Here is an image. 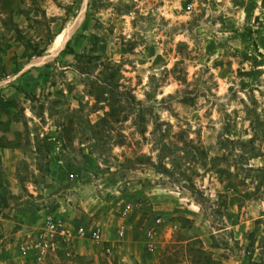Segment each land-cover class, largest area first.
Instances as JSON below:
<instances>
[{"label": "rangeland", "instance_id": "rangeland-1", "mask_svg": "<svg viewBox=\"0 0 264 264\" xmlns=\"http://www.w3.org/2000/svg\"><path fill=\"white\" fill-rule=\"evenodd\" d=\"M0 188L8 264H264V0H0Z\"/></svg>", "mask_w": 264, "mask_h": 264}, {"label": "crops", "instance_id": "crops-1", "mask_svg": "<svg viewBox=\"0 0 264 264\" xmlns=\"http://www.w3.org/2000/svg\"><path fill=\"white\" fill-rule=\"evenodd\" d=\"M85 216L87 217L88 214H86ZM128 216L129 214L123 216L118 221H115L116 219L115 217L105 216L103 224H97L95 220L91 223V225H87L85 221L75 224V227H73V224H72L70 226L71 228H67V230H69L71 234L66 235L64 239L66 240V243L69 246L77 245L78 250H84L82 247L84 244H91L95 248H97V250H102L103 255L107 256L109 259L110 255L114 256L115 253H119L121 251V250L116 249V245H115L116 243H118V246H120L119 244L126 243L127 241L132 239L130 232L132 228L135 229L136 226L130 222L131 220H129ZM4 225H5L4 222L1 221L0 222L1 235L4 234V230H5ZM79 225L99 227L102 232V240L101 241H95V240L87 241L86 238L85 240L79 239L82 237L77 236L74 233V230ZM15 253L16 252L12 247H7V246L5 248L1 247L0 248V264H8L10 263L11 260L14 261L13 258H14ZM107 253H110V254L107 255Z\"/></svg>", "mask_w": 264, "mask_h": 264}, {"label": "built area", "instance_id": "built-area-1", "mask_svg": "<svg viewBox=\"0 0 264 264\" xmlns=\"http://www.w3.org/2000/svg\"><path fill=\"white\" fill-rule=\"evenodd\" d=\"M70 177L74 178L75 177V173L73 171L70 172ZM126 210L128 211V208H126ZM158 222H160V219L157 220ZM46 231L48 232L47 234L51 237H54L55 235H59V236H63L65 237L66 235H70V231L67 230V228L62 227V225L58 222H56L55 219H53L52 217H49L46 221V227H45ZM149 235L152 236V230L148 231ZM74 233L77 236H80L82 238H86L89 240H95V241H101L102 240V232L101 229L99 227H88L87 225H79L76 227V229L74 230ZM150 251H154L155 246L153 242L149 243V248Z\"/></svg>", "mask_w": 264, "mask_h": 264}, {"label": "trees", "instance_id": "trees-1", "mask_svg": "<svg viewBox=\"0 0 264 264\" xmlns=\"http://www.w3.org/2000/svg\"><path fill=\"white\" fill-rule=\"evenodd\" d=\"M185 221H189L185 219ZM192 245V244H191ZM190 251L193 254L192 263L193 264H219L220 262L218 260H215L212 255L202 247H191ZM172 259V254H167L165 256V259L162 261V264H177L175 261H168Z\"/></svg>", "mask_w": 264, "mask_h": 264}, {"label": "bare ground", "instance_id": "bare-ground-1", "mask_svg": "<svg viewBox=\"0 0 264 264\" xmlns=\"http://www.w3.org/2000/svg\"><path fill=\"white\" fill-rule=\"evenodd\" d=\"M82 16H83V12H81L75 19L74 23L63 29L59 35L56 37V40H55V49H54V52H57L59 51L62 46L70 39L75 27L78 25V23L82 20ZM41 60H43V56H39V57H35L32 62H40Z\"/></svg>", "mask_w": 264, "mask_h": 264}]
</instances>
